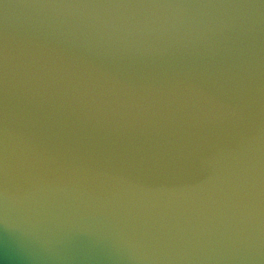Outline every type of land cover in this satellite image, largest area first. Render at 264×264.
Returning <instances> with one entry per match:
<instances>
[{
	"label": "water",
	"instance_id": "obj_1",
	"mask_svg": "<svg viewBox=\"0 0 264 264\" xmlns=\"http://www.w3.org/2000/svg\"><path fill=\"white\" fill-rule=\"evenodd\" d=\"M0 264H264V0H0Z\"/></svg>",
	"mask_w": 264,
	"mask_h": 264
}]
</instances>
